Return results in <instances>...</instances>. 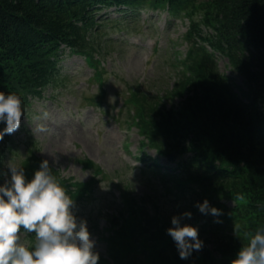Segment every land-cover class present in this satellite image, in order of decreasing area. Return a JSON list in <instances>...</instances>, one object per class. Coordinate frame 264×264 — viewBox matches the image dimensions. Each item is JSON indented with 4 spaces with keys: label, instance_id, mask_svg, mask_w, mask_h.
Returning a JSON list of instances; mask_svg holds the SVG:
<instances>
[{
    "label": "trees",
    "instance_id": "16d2710c",
    "mask_svg": "<svg viewBox=\"0 0 264 264\" xmlns=\"http://www.w3.org/2000/svg\"><path fill=\"white\" fill-rule=\"evenodd\" d=\"M110 6L135 13L147 6H168L173 13L190 18L186 35L190 45L177 80L162 93L131 87L133 117L147 143L160 154L180 156L181 173H174L176 177L194 176L201 192L212 200L220 195L235 200L232 206L218 203L219 222L204 224V231L211 225L215 235L199 238L203 243L210 240L214 249L209 251L205 242L202 250L193 251L187 259L231 264L242 247L234 227L238 226L241 239L264 227V0H211L208 4L202 0H0V92L16 94L26 109L30 94H41L58 78L62 44L85 53L93 62L96 48L104 43L95 37L101 27L97 14ZM219 55L228 58L242 77L241 84L220 70ZM173 95L182 98L177 105H169L167 98ZM4 127L6 123H0V131ZM7 136L0 141V173L7 171ZM38 146L37 142L31 146V154L22 162L29 181L43 161L35 153ZM187 151L193 153L184 158ZM155 159L150 166L156 172L161 167ZM52 173L68 187L57 171ZM4 179L0 175V184ZM123 208L125 212L110 217L114 231L108 240L116 244L130 234L132 224L138 223L139 232L144 229L145 235L155 239L164 226L171 227L166 213L153 201L128 194ZM158 243L165 244V237ZM198 257L199 262L194 259Z\"/></svg>",
    "mask_w": 264,
    "mask_h": 264
},
{
    "label": "rangeland",
    "instance_id": "374dc122",
    "mask_svg": "<svg viewBox=\"0 0 264 264\" xmlns=\"http://www.w3.org/2000/svg\"><path fill=\"white\" fill-rule=\"evenodd\" d=\"M202 1L208 4L211 0ZM98 19L104 24L98 37L109 41H100L93 65L84 55L65 49L60 62L63 77L58 84L35 97L32 106L24 112L20 128L10 137L12 144L6 150L5 163L14 158L22 165L31 154L28 144L35 141L39 145L35 153L49 161L50 167L57 171L56 175L68 183H85L82 187L71 183L77 187L72 198L75 204L72 211L78 222H87L90 238L95 241L93 250L99 254L98 264H199L180 260L178 251L171 244L175 242L165 235L167 226L163 227V234L157 235L161 242L165 237L163 248L159 239H151L143 233L144 229L139 232L138 223L132 224L127 232L130 234L120 238L118 244L108 240L114 231L111 214H103L125 212L122 204L128 194L161 205L163 212H169L165 218L168 216L170 223L173 216L191 212V218H182L181 225H191L198 230L210 214H202L195 206L202 204L204 198L192 191L177 193L173 180L165 185L160 176L144 170L140 153L155 157L157 152L150 146L140 148L142 134L136 124L129 126L120 121L124 119L123 115L118 120L109 119L108 113L88 100L94 97L92 101L103 102L104 107L116 112L117 101L122 103L128 88L137 86L151 93L169 90L181 69L178 63L174 64V58H183L188 48L185 35L190 21L185 16L170 14L166 9L144 10L136 15L106 8L101 10ZM218 63L220 70L235 83H242V77L234 71L227 57L219 55ZM101 88L103 92L99 91ZM181 99L180 96L167 98L169 105H177ZM160 162L175 165L164 156ZM82 195L84 199L76 200ZM220 201L234 203L225 198ZM210 205L215 207L216 204ZM96 225H99L98 229ZM205 242L209 251L214 249L210 240ZM112 253L114 258H111ZM194 259L201 260L199 257Z\"/></svg>",
    "mask_w": 264,
    "mask_h": 264
},
{
    "label": "clouds",
    "instance_id": "9594fccd",
    "mask_svg": "<svg viewBox=\"0 0 264 264\" xmlns=\"http://www.w3.org/2000/svg\"><path fill=\"white\" fill-rule=\"evenodd\" d=\"M23 114L19 96L0 92V123H6L0 141L20 128ZM6 168L0 173L5 178L0 184V264H98L99 254L93 250L95 241L90 238L87 222L77 221L72 211L74 200L52 174L49 161L41 162L30 181L14 158ZM195 206L202 214L221 215L207 200ZM191 215L173 216V227L167 229L180 259H188L193 251L203 248L198 228L181 225V219ZM234 232L242 247L231 264H264V227L254 234L245 233L242 239L238 226Z\"/></svg>",
    "mask_w": 264,
    "mask_h": 264
}]
</instances>
